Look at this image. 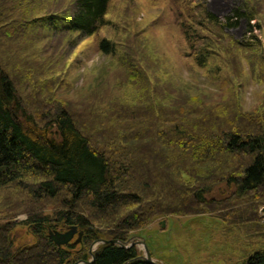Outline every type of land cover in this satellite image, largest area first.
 <instances>
[{
  "label": "rangeland",
  "instance_id": "1",
  "mask_svg": "<svg viewBox=\"0 0 264 264\" xmlns=\"http://www.w3.org/2000/svg\"><path fill=\"white\" fill-rule=\"evenodd\" d=\"M71 1L39 0L35 15L64 14L71 10ZM201 4L226 23L241 0H109L107 23L76 44H71L75 35L50 33L41 27H33L28 39L31 43L24 36L7 41L8 36L2 35V63L34 115L66 108L79 118L83 129L87 128L85 133L94 137L103 136L105 126H121L131 136L136 131H168L173 125L181 126V118L192 124L207 119L216 107L227 110L233 105L243 113L255 112L264 105V67L261 72L253 69L249 51L244 55L238 47H228L233 40L254 41L260 46L256 45L258 51L252 52L253 59L264 61V0L250 2L255 10L262 8L261 15L250 21L255 26L252 31L246 19L241 18L236 26L225 27L224 33H218L208 23L202 29L196 24L202 20ZM180 18L197 30L202 36L200 41L185 38ZM102 39L115 44V53L101 52ZM188 42L195 48L191 49ZM198 45L207 55L203 66L194 59L201 54ZM86 119L91 120L89 127ZM100 121L103 123L97 124ZM154 144L149 143L150 150L159 156L151 160L147 157L145 164L140 162L150 176L157 169L156 162L169 156ZM116 148H125V142H119ZM177 153L172 154L171 161L176 160ZM164 165L170 168L167 174L176 184L179 180L174 175L175 167L169 161ZM29 178L23 184L34 181ZM183 180L192 182L186 177ZM221 181L207 199L222 198L232 192L230 183ZM184 183L177 184L183 189ZM63 198V193L54 201L35 198L17 183L0 187V227H10L14 249L25 248L36 240L26 223L28 213L51 216L47 234L61 227L68 229L55 218V212L65 208ZM226 205L220 202L217 206L192 209L178 201L163 203V213L142 228L130 231L125 245L135 243L143 256L144 247L138 242L144 239L152 258L161 264H240L255 250H264V203L258 204V218L253 220L252 207L247 203H236L233 209ZM161 221L163 227L159 226ZM102 231L107 233L110 229ZM77 237L75 234L70 242L77 243ZM100 239L110 238L96 240ZM102 244L97 242L92 253Z\"/></svg>",
  "mask_w": 264,
  "mask_h": 264
},
{
  "label": "trees",
  "instance_id": "2",
  "mask_svg": "<svg viewBox=\"0 0 264 264\" xmlns=\"http://www.w3.org/2000/svg\"><path fill=\"white\" fill-rule=\"evenodd\" d=\"M38 1L0 0V39L7 35V41L16 36L28 40L35 30L33 27H41L50 33L75 35L71 44H76L107 23L109 0H72L70 11L41 16L34 12ZM250 2L241 0L233 14L227 16L226 23H221L201 4L202 20L196 24L202 29L208 23L218 33H224L225 27L236 26L238 20L244 18L252 31L255 26L250 21L261 15L262 8L255 10ZM24 15L27 17L22 20ZM179 23L187 40L198 42L202 39L197 30L181 18ZM253 39L257 37L253 35ZM253 43L233 40L228 49L238 47L244 55L249 51L250 66L261 72L264 61L258 57L253 59L252 52L259 49L256 46L259 44ZM190 44L191 49L195 48ZM99 49L105 54L116 51L115 44L107 39L99 41ZM197 49L201 54H196L194 59L203 66L206 51L203 54L204 49L199 45ZM4 59L0 54V187L17 183L24 185L33 197L53 201L63 193L61 201L65 208L55 212L56 221L67 227L76 226L82 236L77 243L57 246L46 233V226L53 220L51 216L28 213L26 223L36 239L34 244L14 249L10 227L1 226L0 264L89 261L88 246L94 240L110 238L125 244L128 233L163 213L161 205L166 202L178 201L181 206L192 209L200 205L217 206L220 202H225L226 206L247 203L254 214L251 220L258 218V204L264 203V105L252 113H243L233 105L227 110L216 107L208 113L207 119L197 123L181 118L178 124L181 126L173 125L171 130L156 129L148 134L146 130L136 131L132 136L121 126L108 129L102 125L107 131L103 136L94 137V134L85 133L87 128L83 129L79 118L66 108L34 115L4 69ZM90 121L85 120L88 127ZM137 125L140 127L141 123ZM203 128L211 130L203 131ZM122 141L125 148L119 150L116 147ZM150 142H155L156 149L161 148L169 155L163 158L165 161L156 162L155 173L150 171L152 176L145 174L146 168L143 170L140 164L141 160L145 164L147 157L151 160L159 156L150 150ZM172 150L178 152L176 162L171 161ZM168 161L175 167L177 183L183 184L185 177L192 182H185L183 189L175 184L167 174L170 168L164 165ZM29 177L36 182L23 184ZM222 179L230 183L232 192L222 198L209 196L207 199ZM106 229L110 232L102 231ZM93 254L92 262L80 264H150L139 258L141 254L135 245L123 248L107 242L98 246ZM240 264H264V250H255Z\"/></svg>",
  "mask_w": 264,
  "mask_h": 264
},
{
  "label": "water",
  "instance_id": "3",
  "mask_svg": "<svg viewBox=\"0 0 264 264\" xmlns=\"http://www.w3.org/2000/svg\"><path fill=\"white\" fill-rule=\"evenodd\" d=\"M163 223H164V222L161 221V222L159 223V226H160V227H163V226H164ZM76 233H78V237H77V240H76V241L79 242V241H81L82 231H79V232H78L76 226H70V227L67 229V231H65V232H59V231H56V230H54V231L49 230V232H48V237L54 242L55 245H57V246H62V245H65V244L69 243V241H71V239L74 237V235H75ZM97 242H101V243H107V242L115 243V244H118L120 247H123V248H128V247L132 246L133 244H135V243H130V244L127 246V245L121 243V242H120L119 240H117V239H109V240H102V239H100V240H94V241L91 243V246L89 247V250H88V253H89L91 259H90L89 261L79 260V261H77L75 264H80V263H85V262H87V263L92 262V261L94 260V254L92 253V249H93V246H94L95 244H97ZM75 243H76V242H75ZM138 243H141V244L143 245V247H144V250H145V251H144L145 254H144L143 256H140L139 258L144 259L146 262H148V263H150V264H161V263L155 261V260L152 258L151 254H150V252H149V250H148V248H147V246H146V243H145V240H144V239L141 240V241L138 242Z\"/></svg>",
  "mask_w": 264,
  "mask_h": 264
},
{
  "label": "flooded vegetation",
  "instance_id": "4",
  "mask_svg": "<svg viewBox=\"0 0 264 264\" xmlns=\"http://www.w3.org/2000/svg\"><path fill=\"white\" fill-rule=\"evenodd\" d=\"M66 229H64V228H60V230L59 231H61V232H64Z\"/></svg>",
  "mask_w": 264,
  "mask_h": 264
}]
</instances>
